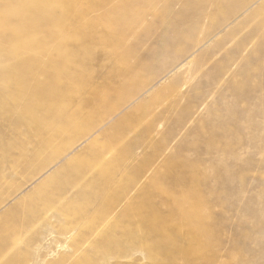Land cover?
Returning a JSON list of instances; mask_svg holds the SVG:
<instances>
[{"label":"rangeland","instance_id":"obj_1","mask_svg":"<svg viewBox=\"0 0 264 264\" xmlns=\"http://www.w3.org/2000/svg\"><path fill=\"white\" fill-rule=\"evenodd\" d=\"M141 7V22L129 21L123 40L134 54L120 70L105 54L92 56L98 94L108 103L127 95L96 103L106 114L71 143L70 131L58 135L59 153L36 149L23 125L0 114V264H151L141 242L128 238L139 230L134 209L148 200L141 191H188L173 177L193 165L207 171L195 192L206 199L192 206L211 217L209 262L264 264V0H227L226 11L213 0ZM93 151L102 153L100 164L121 155L112 182L96 183ZM158 254L157 264H168Z\"/></svg>","mask_w":264,"mask_h":264},{"label":"bare ground","instance_id":"obj_2","mask_svg":"<svg viewBox=\"0 0 264 264\" xmlns=\"http://www.w3.org/2000/svg\"><path fill=\"white\" fill-rule=\"evenodd\" d=\"M104 1L0 0V114L5 119H13L15 126L23 125L27 129L26 137L37 140L38 150L43 146L42 151L48 149L59 153L62 149L56 143L58 135L70 131L64 141L71 143L106 114L104 107L119 104L127 95L128 89H125L114 103H108L110 97L98 94L100 86L91 80L92 56L99 51L117 66L116 72L120 70L129 55L134 54L123 40L129 21L131 24L141 22L145 12L141 7L143 0H121L102 14L90 15L92 10L105 5ZM213 2L217 10H225L227 0ZM188 4L186 2L184 7L188 8ZM137 73L125 74L123 85L131 86ZM80 94L84 96L79 98ZM102 102L104 107L97 108L96 103ZM142 110L137 108L130 123ZM80 119L83 122H79ZM26 141L29 140L26 138ZM38 155L41 156L40 152L35 153L37 158ZM91 155L95 160L90 165L99 167L96 183L112 182L121 155L102 164L98 158L101 152L93 151ZM178 164L176 161L175 167ZM191 168L189 172L173 177L174 181L188 184V191L182 190L179 195L176 188L157 187L152 195L148 190L141 191L148 200L134 209L139 230L128 238H137L141 242L147 257H151V264H157L160 252L165 254L168 264L214 262L211 248L215 233L209 227L211 217L203 216L192 206V199L205 198L200 194L196 197L195 192L207 171L193 169L195 165ZM108 170L110 174L106 175ZM151 184L149 181L144 188ZM125 245L128 246L127 243L119 246L124 249Z\"/></svg>","mask_w":264,"mask_h":264}]
</instances>
